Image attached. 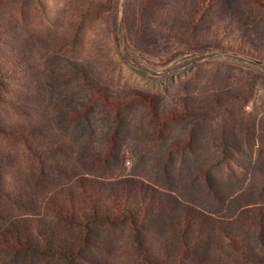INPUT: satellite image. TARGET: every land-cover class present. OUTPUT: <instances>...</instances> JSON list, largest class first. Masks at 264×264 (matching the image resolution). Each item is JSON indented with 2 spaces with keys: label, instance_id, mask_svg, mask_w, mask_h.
I'll return each instance as SVG.
<instances>
[{
  "label": "rangeland",
  "instance_id": "1",
  "mask_svg": "<svg viewBox=\"0 0 264 264\" xmlns=\"http://www.w3.org/2000/svg\"><path fill=\"white\" fill-rule=\"evenodd\" d=\"M78 1L0 0V52L16 46L25 67L13 80L0 76V150L10 172L36 180L54 164L37 162L22 133L35 119L38 135L50 123L64 139L70 170L138 180L210 213L226 201L264 211V0H195L197 41L211 45L194 42L160 65L149 59L173 57L181 44L161 39L171 0H125L121 18L120 0H92L84 17ZM186 6H177L183 17ZM0 210L12 212L4 201ZM100 235L87 264H146L126 226Z\"/></svg>",
  "mask_w": 264,
  "mask_h": 264
},
{
  "label": "trees",
  "instance_id": "2",
  "mask_svg": "<svg viewBox=\"0 0 264 264\" xmlns=\"http://www.w3.org/2000/svg\"><path fill=\"white\" fill-rule=\"evenodd\" d=\"M155 1L136 3L147 6ZM171 1L161 11V39L178 44L175 37L179 36L181 44L173 57L149 59L151 63L169 64L192 50L194 42L201 48L211 45L201 36L197 41L196 1ZM187 1L190 6L183 17L177 6ZM77 4V17H84L94 7L92 0ZM8 50L0 52L4 81L13 80L19 68L25 69L20 66L17 47ZM34 121L22 125V133L33 138L26 141L37 162L54 164L40 167L36 180L21 177L19 171L10 172L7 156L0 150V201L12 209L11 213L0 210V264L41 258L87 264V254L100 244V231L118 226L127 227L137 255L144 256L146 264H228L233 259L243 264L264 262L263 210L226 201L215 214L138 180L90 178L77 166L68 169V160L60 154L64 139L52 125L38 135L34 129L40 125ZM1 124L11 131L20 129L18 123L5 118ZM46 152L52 155L46 157Z\"/></svg>",
  "mask_w": 264,
  "mask_h": 264
},
{
  "label": "water",
  "instance_id": "3",
  "mask_svg": "<svg viewBox=\"0 0 264 264\" xmlns=\"http://www.w3.org/2000/svg\"><path fill=\"white\" fill-rule=\"evenodd\" d=\"M124 8H125V0H120L119 4V17L121 18L123 13H124Z\"/></svg>",
  "mask_w": 264,
  "mask_h": 264
}]
</instances>
